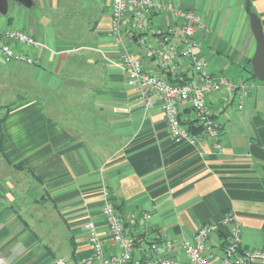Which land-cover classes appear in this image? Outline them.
Returning a JSON list of instances; mask_svg holds the SVG:
<instances>
[{
  "label": "crops",
  "instance_id": "crops-1",
  "mask_svg": "<svg viewBox=\"0 0 264 264\" xmlns=\"http://www.w3.org/2000/svg\"><path fill=\"white\" fill-rule=\"evenodd\" d=\"M195 9L204 26L195 37L213 71L254 85L239 109L225 92L206 95L222 123L221 148L170 133L156 93L147 106L116 63L129 50L152 72L166 75L132 37L115 39L113 0H11L0 13V35L20 29L40 46L10 44L35 60H7L0 53V252L11 264H80L93 253L86 223L94 221L108 256L121 254L109 236L102 208L111 201L121 216H139L126 233L134 254L146 256L158 240L186 260L182 240L214 224L208 245L222 253L235 211L246 248L264 250V83L252 77L256 40L250 13L264 26V0H160ZM172 22L174 18L172 17ZM152 20L168 27L167 19ZM232 41L224 52L227 40ZM174 37L171 43H178ZM220 55L224 56V58ZM214 61V66H212ZM185 77L197 83L182 60ZM169 77V74H168ZM261 81V80H260ZM3 99V100H1ZM183 120H196L187 103ZM104 189L109 191L106 198Z\"/></svg>",
  "mask_w": 264,
  "mask_h": 264
},
{
  "label": "built area",
  "instance_id": "built-area-1",
  "mask_svg": "<svg viewBox=\"0 0 264 264\" xmlns=\"http://www.w3.org/2000/svg\"><path fill=\"white\" fill-rule=\"evenodd\" d=\"M111 11V26L116 41L123 43L126 36L134 38L145 49L146 57L166 72L164 75L150 71L144 66L139 55L124 50L120 61L116 63L126 71L128 83L137 88L147 106L152 104L149 96L152 93L158 95L173 137L192 142L198 140L197 135L189 133L181 116L180 104L187 103L201 125L199 138L205 142L214 141L215 146L221 148L223 126L206 102V95L223 91L227 102L235 97L239 109H243L244 100L254 85L243 79L234 80L227 73L219 74L213 71L209 61L199 55L195 33L204 26L203 17L193 8L177 7L172 2L160 0H113ZM155 14L163 15L167 19L168 27L155 23L152 20ZM174 37L178 38V43H171ZM11 39L31 46H40L41 43L20 29H11L0 35V53L7 60L16 59L33 64L34 58L12 47ZM182 60H187L192 66L197 83L185 77ZM103 195L107 198L109 191L104 189ZM102 215L109 236L121 247L122 253L108 256L96 223L89 221L86 227L93 253L83 258L80 264H264L263 249L243 246L241 222L235 211H229L225 216V222L230 225V232L222 253L212 252L208 245L210 235L216 229L214 224L208 223L199 227L193 236L182 240L186 260H180L170 254L173 243L168 237L164 240L166 251L161 253L158 244V240L162 239L160 235L150 244L146 256L134 254L137 239L126 233V225H135L140 217L149 218L148 212L140 216L129 213L127 218H123L115 205L107 201L102 208ZM0 264H11L1 252ZM59 264H66L65 259L61 258Z\"/></svg>",
  "mask_w": 264,
  "mask_h": 264
},
{
  "label": "water",
  "instance_id": "water-1",
  "mask_svg": "<svg viewBox=\"0 0 264 264\" xmlns=\"http://www.w3.org/2000/svg\"><path fill=\"white\" fill-rule=\"evenodd\" d=\"M11 0H0V13L6 14ZM29 5V0H15ZM251 29L256 40V50L252 57L254 75L264 82V26L261 17L256 12L250 13Z\"/></svg>",
  "mask_w": 264,
  "mask_h": 264
},
{
  "label": "rangeland",
  "instance_id": "rangeland-1",
  "mask_svg": "<svg viewBox=\"0 0 264 264\" xmlns=\"http://www.w3.org/2000/svg\"><path fill=\"white\" fill-rule=\"evenodd\" d=\"M204 15L202 14V17H203ZM204 19V18H203ZM196 38V37H195ZM226 39V38H225ZM227 40V39H226ZM232 41H228L227 40V46H229L226 50H224V52H228V50H229V48H230V45L232 44L231 43ZM221 56L222 55H220V58H221ZM223 58H224V56H222ZM208 61H210V59L208 58ZM211 62V61H210ZM213 63H212V66H214V61H212ZM230 75V74H229ZM231 76V75H230ZM259 82H261V83H264L263 81H260V80H258ZM0 98H6V97H4V95H0ZM1 100H3V99H1ZM5 110H1V108H0V117H2L4 114H5Z\"/></svg>",
  "mask_w": 264,
  "mask_h": 264
},
{
  "label": "trees",
  "instance_id": "trees-1",
  "mask_svg": "<svg viewBox=\"0 0 264 264\" xmlns=\"http://www.w3.org/2000/svg\"><path fill=\"white\" fill-rule=\"evenodd\" d=\"M252 72V77H255V78H257L255 75H254V73H253V70L251 71ZM258 79V78H257ZM184 123H189L190 124V128H193L194 130H196V131H200L201 130V125L198 123V121H197V119L196 120H193V121H184ZM188 127V128H189Z\"/></svg>",
  "mask_w": 264,
  "mask_h": 264
}]
</instances>
